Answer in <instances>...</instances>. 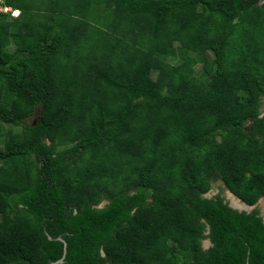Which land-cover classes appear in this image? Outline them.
Instances as JSON below:
<instances>
[{
    "label": "trees",
    "instance_id": "1",
    "mask_svg": "<svg viewBox=\"0 0 264 264\" xmlns=\"http://www.w3.org/2000/svg\"><path fill=\"white\" fill-rule=\"evenodd\" d=\"M29 1L0 0V264H264L226 196L264 197V0Z\"/></svg>",
    "mask_w": 264,
    "mask_h": 264
},
{
    "label": "rangeland",
    "instance_id": "2",
    "mask_svg": "<svg viewBox=\"0 0 264 264\" xmlns=\"http://www.w3.org/2000/svg\"><path fill=\"white\" fill-rule=\"evenodd\" d=\"M27 1V0H26ZM29 1V0H28ZM33 1L32 3L33 4H36V5H39L41 4V7L42 8H47V7H54L55 10H58V11H65L67 9V6H68V2L65 1V0H61V1H58L57 4L55 5V3H53V5L50 6L49 4V1L48 2H44L45 0H30L29 2ZM11 9V8H10ZM9 9V10H10ZM0 10H4V11H8V8L6 7H3L2 5H0ZM13 14H15V12H13ZM36 117H34L35 119ZM36 122V120H35ZM218 188H219V183L216 182L214 185H213V188L209 191V193H215L218 191ZM227 197H229L231 199V201L234 199L235 200H238L236 199L235 195H232L231 193H227ZM100 205H103L102 203ZM244 205V204H243ZM254 206H246V208H248L247 210H252L254 209L255 207H260V210H261V213L262 215L264 216V197H262L257 203L253 204ZM209 245V243H207V239L204 241V246L207 247Z\"/></svg>",
    "mask_w": 264,
    "mask_h": 264
},
{
    "label": "water",
    "instance_id": "3",
    "mask_svg": "<svg viewBox=\"0 0 264 264\" xmlns=\"http://www.w3.org/2000/svg\"><path fill=\"white\" fill-rule=\"evenodd\" d=\"M229 193H231L232 195H235L231 191H229ZM210 194L211 193H207V195H210ZM235 197H236V199H238L237 200V203L235 201H233V200L231 201V206L234 207V208H237V209H240V210H247L248 208H246V206H249V208H250V206H251V208H252V206H254V205H249V204L245 203L244 201H242V199H240L236 195H235ZM99 206H102V205H99ZM247 211H249V210H247ZM50 237H52V236H50ZM60 238L65 242V250H64V253H66L67 252V242L65 241V239L63 237H60ZM64 258H65V255L61 259L56 260V261H52V262H50L48 264H58L60 262H63L64 261ZM247 264H249V263H247Z\"/></svg>",
    "mask_w": 264,
    "mask_h": 264
},
{
    "label": "clouds",
    "instance_id": "4",
    "mask_svg": "<svg viewBox=\"0 0 264 264\" xmlns=\"http://www.w3.org/2000/svg\"><path fill=\"white\" fill-rule=\"evenodd\" d=\"M7 8H8V7H7ZM9 9H10V8H8V10H9ZM10 10H12V14H13V12L16 11V9H12V8H11ZM17 11H19V13H20V10H17ZM19 13H17V14L15 13V14H13V15H18ZM228 192H229V191H227V193H228ZM232 193H233V192H232ZM233 194H234V193H233Z\"/></svg>",
    "mask_w": 264,
    "mask_h": 264
},
{
    "label": "flooded vegetation",
    "instance_id": "5",
    "mask_svg": "<svg viewBox=\"0 0 264 264\" xmlns=\"http://www.w3.org/2000/svg\"><path fill=\"white\" fill-rule=\"evenodd\" d=\"M226 196H227V194H226ZM228 198V197H227ZM230 199V198H229ZM230 203H231V199H230ZM207 243H209L210 244V240H208L207 239ZM209 246V245H208Z\"/></svg>",
    "mask_w": 264,
    "mask_h": 264
},
{
    "label": "bare ground",
    "instance_id": "6",
    "mask_svg": "<svg viewBox=\"0 0 264 264\" xmlns=\"http://www.w3.org/2000/svg\"><path fill=\"white\" fill-rule=\"evenodd\" d=\"M15 13L17 14V13H19V11L16 10ZM234 201L237 203V200L234 199Z\"/></svg>",
    "mask_w": 264,
    "mask_h": 264
}]
</instances>
